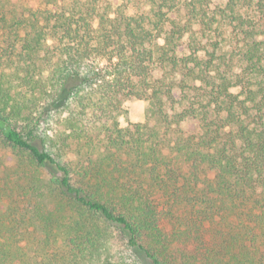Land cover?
Segmentation results:
<instances>
[{"label": "trees", "instance_id": "1", "mask_svg": "<svg viewBox=\"0 0 264 264\" xmlns=\"http://www.w3.org/2000/svg\"><path fill=\"white\" fill-rule=\"evenodd\" d=\"M0 264H264V0H0Z\"/></svg>", "mask_w": 264, "mask_h": 264}, {"label": "rangeland", "instance_id": "2", "mask_svg": "<svg viewBox=\"0 0 264 264\" xmlns=\"http://www.w3.org/2000/svg\"><path fill=\"white\" fill-rule=\"evenodd\" d=\"M218 3H224L226 0H216ZM21 2L32 6L38 3V0H21ZM145 103L136 99L126 100L123 104V115L121 117V124L127 126L128 124L142 122L144 120ZM187 128L192 130L197 129V125L193 121H188Z\"/></svg>", "mask_w": 264, "mask_h": 264}]
</instances>
